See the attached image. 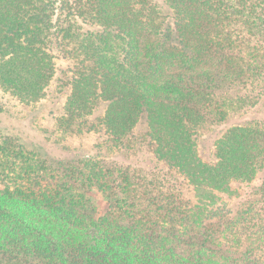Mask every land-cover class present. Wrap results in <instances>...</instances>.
<instances>
[{
	"label": "trees",
	"instance_id": "1",
	"mask_svg": "<svg viewBox=\"0 0 264 264\" xmlns=\"http://www.w3.org/2000/svg\"><path fill=\"white\" fill-rule=\"evenodd\" d=\"M0 88L100 139L0 190V264H264V0H0Z\"/></svg>",
	"mask_w": 264,
	"mask_h": 264
},
{
	"label": "rangeland",
	"instance_id": "2",
	"mask_svg": "<svg viewBox=\"0 0 264 264\" xmlns=\"http://www.w3.org/2000/svg\"><path fill=\"white\" fill-rule=\"evenodd\" d=\"M57 65L61 69L67 67V63L61 61ZM54 103L51 96L33 106L27 105L12 93L0 88L1 191L7 186L12 187L23 182L18 177L24 166L53 168V162L95 155L92 150L100 142L99 136L62 129L57 123L60 108ZM202 157L209 161L206 151ZM141 158L148 159L150 156L142 155ZM258 180L259 177L251 186L257 185ZM248 191L247 184L232 182L229 190L225 192H213L209 189L196 191L194 186H188L187 195L195 205H207L212 200L217 206L222 204L235 207ZM94 200L99 216L104 215L108 210L107 201L100 194H96ZM3 229L0 226V236Z\"/></svg>",
	"mask_w": 264,
	"mask_h": 264
}]
</instances>
